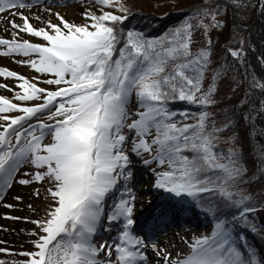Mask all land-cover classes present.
<instances>
[{"label":"snow or ice","instance_id":"1","mask_svg":"<svg viewBox=\"0 0 264 264\" xmlns=\"http://www.w3.org/2000/svg\"><path fill=\"white\" fill-rule=\"evenodd\" d=\"M96 2L101 5L100 14L85 13L90 23L70 24L57 14L62 27L48 22L46 29L35 27L22 11L32 7L29 0H0V23L7 14V24L16 30L14 37L27 33L46 42L0 38V45L7 48L0 55L15 53L28 57L20 62L29 64L37 73L50 74L53 78L43 83L58 86L49 91L38 86V82L0 68V76L21 81L18 86L22 92L15 95V100L43 101L22 106L0 96L3 122L0 123V193L11 187L14 173L23 163L37 171L25 173L31 179H20L19 184L47 180L52 185L48 189L52 203L47 218L31 221L38 228L31 233L38 237L33 242L35 251L19 253L25 259L11 264H143L147 261L144 239L131 231L135 223L132 218L135 196L131 189L125 192L130 198H121L107 217L110 222L123 221L118 242L113 245L104 242L99 247L92 242L104 215L106 196L121 180L126 182L132 177V154L148 153L152 159H143L145 165L156 161L164 168L157 173L154 184L157 189L177 198L218 193L230 205L243 206L239 214L245 220L248 213L255 211L245 204L250 197L241 195L236 199L237 194L229 190L246 170L235 150L230 149L227 154L215 151L213 133L221 129L207 130L209 113L200 112L195 123L181 124L176 121L178 115L191 119L192 114L178 113L169 107L176 101L201 107L215 103L216 76L204 86L210 67L211 41L207 50L194 53L193 25L188 22L172 29L161 40L146 39L133 30L122 36L117 25L128 18L126 5L122 0ZM241 6L242 0H228L223 6L209 5L198 14L210 17V23L198 26L222 27L217 20L221 7L226 11L228 7ZM105 8H115L125 15ZM259 8L264 14V0H259ZM228 52L238 62H244L243 49ZM33 55L37 59H32ZM257 60L262 70L259 79L252 78L250 87L264 91V53ZM0 87L8 88V85L0 84ZM133 95L137 110L130 115L127 105ZM45 112L47 120L54 123L40 119ZM48 135L51 141L44 143ZM128 142L131 153L125 151ZM35 194L39 195V191ZM185 204L187 200L172 205L171 209L174 213L187 211ZM152 247L156 250L155 244ZM6 252L8 249L0 247V253ZM101 253L106 260L98 259ZM156 254L165 264H264V258L258 257L255 249L234 244L224 221L216 224L211 236L197 238L183 257L177 254L173 259L163 250H156ZM0 264L8 262L0 259Z\"/></svg>","mask_w":264,"mask_h":264},{"label":"trees","instance_id":"2","mask_svg":"<svg viewBox=\"0 0 264 264\" xmlns=\"http://www.w3.org/2000/svg\"><path fill=\"white\" fill-rule=\"evenodd\" d=\"M257 2L258 0H242L243 6L228 7L226 11L221 7L217 20L222 27L208 29L198 25L201 23L208 25L210 17H203L198 13L209 5H226L228 0H143L141 6L144 10L136 9L135 3L134 5L131 3L134 6L131 8L129 7L131 5L123 2L128 9L126 13L128 18L122 24H118L117 28L121 30L122 36L133 30L142 33L146 39L161 40L168 36L172 29L188 22L193 25L191 50L194 53L201 49L207 50L211 41L210 67L206 73L204 86L207 87L211 77L216 76V92L213 94L215 103L201 107L176 101L170 103L169 107L178 113L187 111L192 114L191 119H184L178 115L176 121L181 124L195 123V118L200 112L209 113V119L206 121L207 130L212 132L214 128L221 129L213 133L216 137L215 151L227 154L230 149L235 150L239 163L246 170L229 190L237 194L236 199L241 195L250 197L245 204L255 211L248 213L245 220L239 214L243 206L230 205L218 193L191 197L190 203L201 208V216L211 225V232L201 234L198 238L211 236L216 224L224 221L225 228L232 233L234 244L242 246L243 249L251 247L256 250L258 257L264 258V105H262L264 92L259 88L250 87L252 78L256 76L250 67L247 51L248 26ZM84 19L85 21L77 25L91 22L86 17ZM41 43L46 42L42 40ZM229 49H243L244 62H238L233 58L228 52ZM33 58L37 59L36 56ZM51 78L53 77L50 74H45L38 80L47 88L43 81ZM57 87L55 85L51 91ZM16 88L19 90L17 93L22 92L18 85ZM132 97L134 106L131 108V114L137 110L135 95L129 98V102ZM47 115L45 112L40 119L48 121ZM148 155L144 153L142 157ZM241 236L244 238L243 241L239 239Z\"/></svg>","mask_w":264,"mask_h":264},{"label":"rangeland","instance_id":"3","mask_svg":"<svg viewBox=\"0 0 264 264\" xmlns=\"http://www.w3.org/2000/svg\"><path fill=\"white\" fill-rule=\"evenodd\" d=\"M142 1L143 0H123L124 3L131 5L129 6L131 8L132 7L134 8V6H132L131 3H133V5L135 3L136 9L144 10L143 6H141ZM29 2L32 4V7L30 9L28 8L23 9L22 11L24 12L25 15L29 17L31 23L35 27L46 28V29H47L48 22H51L52 24L60 25L62 27V22L59 19V17H63V19L70 24H74V25L80 24L82 23V21H85L84 18H85L86 12H95L97 15H99L100 8H101V5H99L95 0H29ZM104 10L113 11L114 14L123 15L122 12H119L112 8H105ZM255 11H256V7H255ZM57 14H59V17ZM5 17L6 18L4 20V24L7 29V32L5 31L0 32V38L9 39V40L14 39V38L18 40L27 39L33 43H40L42 41V38L33 37L27 33H20L19 36L14 37L13 33H15L16 30L12 29L11 26L7 24V14H5ZM37 17H39V19H37ZM253 17H254V14L252 16V21H253ZM16 21L17 23H20L19 18H16ZM248 46H249V42H248ZM5 51H7L6 46L0 45V53H3ZM247 51H248V47H247ZM33 57L35 56H32V59H34ZM248 58H249V53H248ZM27 59L28 57L18 56L15 53L9 54L7 56L0 55V68H6L9 71L16 72L19 75L26 77L32 82H39V80L37 81V80H34L33 78L34 77L39 78L45 74L37 73L31 68L29 64L20 62V61H25ZM254 74L256 76L255 72ZM20 83L21 81H19L16 78L0 76V84L8 85V88L0 87V96H4L8 98L9 100H12V102L20 104L22 106H34L37 103H41L40 101L15 100L14 99L16 95L15 93L19 91L16 88V86L19 85ZM54 86L55 85L46 84V87L49 90H52ZM132 106H133V103L132 102L129 103V107H128L129 113L131 111ZM17 114H20V113H10L9 115H17ZM132 117L133 116H131V118ZM34 122L35 120L33 121V123ZM0 123H3V122L0 121ZM125 132L127 133L126 129H125ZM50 141H51V136L50 135L46 136L44 143H49ZM13 142H14V138H13ZM125 151L131 153V142H128V144L125 147ZM130 158L133 161L131 165L132 177L130 180L126 182L124 180H121L119 182L121 187L126 188V189H131L132 194L135 196V198L143 194H149L150 192V195L153 199L159 198L163 201V203L169 202L171 199L170 197L173 194L166 193L162 191V189H157L154 187L155 181L157 179V173L164 170V168L159 166L156 161L154 165H152L151 163L148 165H145L143 163V159L151 160L152 157L147 158V156L142 157V156H137L135 154H132ZM35 171H37V169L33 168V166H31L28 163H23L18 168L16 173H14L11 187L3 190V192L0 193L3 195V199L0 200V208L3 207L5 209L6 208L4 207L5 204L14 205L13 208H6L9 211L8 212L9 214L4 216L3 218L4 221H8V222L13 221L12 219H7L6 217L15 216V217H21V219L16 220L18 222H21L22 217L24 215H28L30 212H34L35 214V216L32 218V221L33 220H43L47 218V212L49 210L50 204L52 203L48 189L51 188L52 185L47 180L43 182L33 181L32 183L28 185H21L18 183V180L20 179H31V176L30 175L26 176L25 173H34ZM136 185H137V188H134V186ZM117 189L118 187L115 188V192L117 191ZM37 190L39 191V195L35 194ZM125 192L126 190H124L123 192H120L118 194V199L115 202H113V199H111V195H113V193H111L107 197V201H109V204H111L114 208V205L118 203L121 198H124V199L130 198L127 195H125ZM16 197H20V199L17 200L15 199ZM153 199H151L149 202H146V206L140 211H135L133 207L132 217L134 221H139L140 224H145L148 218L153 217L154 220H158L161 217L162 212L160 213L155 212V208L157 205L156 204L154 205V203L152 204ZM29 205H31V208H29ZM180 213H182V211ZM198 213L199 211L192 212V214L189 217H187L185 221L186 226H189L190 221H192L193 219H195L196 223L198 224L197 226H194V230H192L190 233L182 231L180 229L182 225H171V226L169 225L170 226L169 228H172L175 234L179 235L178 237L179 241L177 242L179 246V252L177 254H179L181 257L187 255L190 252V245L193 243V240L195 238H197L201 234H207L210 230V224L204 218H201ZM167 221L169 220L167 219L164 220V224L162 225L163 228L167 225L166 223ZM155 222L156 221L153 222V226L155 225ZM120 224H121V220L114 221L113 223L105 222L104 227H98V233L93 236L94 239L96 240L95 245L99 247V245L104 242H107L109 245H112V242L114 240L113 238L116 237V231L114 230L116 228L119 229ZM150 228L152 229V226H150ZM146 229H148L147 225L144 226V228H142L143 231H145ZM166 230H168V228H166L163 232H166ZM2 231H5V229L2 228ZM35 231H38L37 225L32 223L29 239L27 240L25 245H23V248L19 249V246L17 245H14L11 247L6 246L8 248L3 247V248L8 249V252L0 253V259L5 260L6 262H8V264H11L12 261L24 260L25 257H23L22 255H19V253H22L25 251H35L33 242L36 239H38V237L31 235V233ZM135 232L137 231L135 230ZM161 233L162 232H158L155 237L159 235L158 237L161 238V240L164 239L163 238L164 236L160 235ZM144 241H145V244L147 245L146 249H144L146 256L148 254L147 253L148 247L152 248L153 244L158 243L160 245L163 244L166 247L168 246L166 241H156L149 237L145 238ZM101 254H102L101 260H106L107 257L103 253ZM177 254L174 256L173 259L177 257ZM156 259L160 260L161 257L158 256ZM147 261L143 262V264H147ZM160 264H165V263L161 262Z\"/></svg>","mask_w":264,"mask_h":264},{"label":"bare ground","instance_id":"4","mask_svg":"<svg viewBox=\"0 0 264 264\" xmlns=\"http://www.w3.org/2000/svg\"><path fill=\"white\" fill-rule=\"evenodd\" d=\"M261 17L263 21H259L255 24L253 34H252V43L253 46H255V49L257 52L260 54L262 53L263 49V36H264V14L261 13ZM7 32V29L5 27L4 21L0 23V32ZM255 69L259 73L258 67L255 65ZM142 179V178H141ZM139 182V181H138ZM134 188H137V185L134 186ZM151 199H153L149 194H143L135 198L134 200V209L135 211H140L146 206V202H149ZM153 203H160L158 207H156L155 211L162 212L165 209H168L171 211V206L168 204V202L163 203V201L159 198H154L152 200ZM38 210V208H37ZM9 211L5 208H0V246L1 247H6V246H14L17 245L19 246V249L23 248V245L27 242L30 236L31 232V221L32 218L35 216L34 212H30L28 215H24L22 217V221L18 222L16 220L13 221H4V216L8 215ZM11 212V211H10ZM169 212V211H168ZM186 219H182L181 225L182 227L180 228L184 232L190 233L192 230H194V226H197L198 224L196 223L195 219L190 221L189 226L185 225ZM175 224L174 222H172ZM191 225V226H190ZM2 228L5 229V231H2ZM160 235L164 236L161 240V238L153 237V240L156 241H166L168 246L166 247L163 244H155L156 250H163L166 253H169L171 255V258H174V256L179 252V246H178V237L179 235H176L174 230L172 228H168L166 232H162ZM177 243V244H176ZM159 246V247H157ZM8 248V247H6ZM156 250L153 249V247L147 249V264H160L161 262H164V260L161 258L160 260L156 259L158 256L156 254ZM160 257V256H159ZM165 263V262H164Z\"/></svg>","mask_w":264,"mask_h":264},{"label":"water","instance_id":"5","mask_svg":"<svg viewBox=\"0 0 264 264\" xmlns=\"http://www.w3.org/2000/svg\"><path fill=\"white\" fill-rule=\"evenodd\" d=\"M259 21H263L262 17H261V9L259 8V0L256 6V11L254 13V17H253V21L250 24L249 28H248V34H249V46H248V53H249V62H250V66L253 69V71L256 73L257 78L259 79V73L257 72V70L255 69V65L258 67L259 72L261 73V67L259 66L257 57L259 56V52H257V50L255 49V46H253L252 43V34H253V30H254V26L257 22ZM262 53H264V36H263V49L261 51ZM264 92V91H263Z\"/></svg>","mask_w":264,"mask_h":264}]
</instances>
